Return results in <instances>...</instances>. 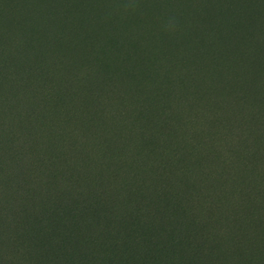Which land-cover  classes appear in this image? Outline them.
Instances as JSON below:
<instances>
[{"label": "trees", "instance_id": "obj_1", "mask_svg": "<svg viewBox=\"0 0 264 264\" xmlns=\"http://www.w3.org/2000/svg\"><path fill=\"white\" fill-rule=\"evenodd\" d=\"M20 1L0 6V264H264L257 96Z\"/></svg>", "mask_w": 264, "mask_h": 264}, {"label": "rangeland", "instance_id": "obj_2", "mask_svg": "<svg viewBox=\"0 0 264 264\" xmlns=\"http://www.w3.org/2000/svg\"><path fill=\"white\" fill-rule=\"evenodd\" d=\"M130 2L21 0L20 4L28 19L40 20L59 32L80 16L91 17L96 24L92 35L118 39L130 35L133 48L128 50H135L139 58L153 54L154 48L160 51V58L169 53L163 59L186 55L188 68L211 73L206 79L216 84L215 96L240 97L251 92L264 109V0H138L128 7ZM134 35L141 38L139 43L134 42ZM72 37L73 49L82 52L81 58H89L91 45H84L78 35ZM156 74L161 79L167 76L165 72ZM18 225L27 224L20 219Z\"/></svg>", "mask_w": 264, "mask_h": 264}, {"label": "clouds", "instance_id": "obj_3", "mask_svg": "<svg viewBox=\"0 0 264 264\" xmlns=\"http://www.w3.org/2000/svg\"><path fill=\"white\" fill-rule=\"evenodd\" d=\"M139 3L138 0H131V2L129 3L128 7H132L133 5ZM168 28H170V25H168Z\"/></svg>", "mask_w": 264, "mask_h": 264}]
</instances>
